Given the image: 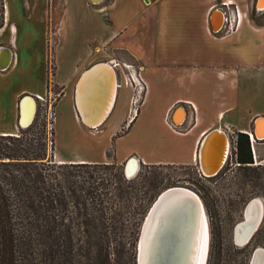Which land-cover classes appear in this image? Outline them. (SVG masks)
I'll list each match as a JSON object with an SVG mask.
<instances>
[{"label": "crops", "instance_id": "1", "mask_svg": "<svg viewBox=\"0 0 264 264\" xmlns=\"http://www.w3.org/2000/svg\"><path fill=\"white\" fill-rule=\"evenodd\" d=\"M254 1L101 0L93 4L90 0H4L0 63L9 65L0 70V76L17 72L29 88L18 89L13 82L0 88V136H14L21 128L18 102L22 95L47 96L50 91L52 97L55 91L48 87L53 86L61 92L56 104L67 90L74 102V88L84 70L115 59L141 69L146 91L140 108L150 112L152 106L156 114L157 101H164L160 113L172 120L179 104L194 106L195 120L185 133L178 134L169 126L175 135L195 134L191 159L184 161L194 163L203 136L211 130L221 131L225 120L235 122L239 93L241 100L264 95V22L248 15ZM226 4L240 8L245 17L234 32L223 35L212 31L211 16L214 11L222 13ZM255 78L263 83L259 92ZM119 84L116 97L125 85ZM73 111L75 127L84 134L87 128ZM211 115V120L205 119ZM259 116L264 111L249 109L242 126L236 121V130L252 135L254 119ZM250 143L254 157L264 150V140L252 135ZM137 159L150 163L144 157ZM260 159L264 162V155ZM93 160L90 156L68 162L97 163Z\"/></svg>", "mask_w": 264, "mask_h": 264}, {"label": "trees", "instance_id": "2", "mask_svg": "<svg viewBox=\"0 0 264 264\" xmlns=\"http://www.w3.org/2000/svg\"><path fill=\"white\" fill-rule=\"evenodd\" d=\"M37 122L20 129L32 133ZM33 142L0 136V264H136L156 180H127L116 164L55 162L33 153ZM234 143L236 161L255 171L249 135Z\"/></svg>", "mask_w": 264, "mask_h": 264}, {"label": "rangeland", "instance_id": "3", "mask_svg": "<svg viewBox=\"0 0 264 264\" xmlns=\"http://www.w3.org/2000/svg\"><path fill=\"white\" fill-rule=\"evenodd\" d=\"M2 9L1 6L0 24L2 22ZM239 11L244 18V12L240 8ZM248 15L254 21L256 19L257 22H264V10L259 13L256 12L254 4L250 5ZM219 33L226 35L223 32ZM114 60L104 62L111 63ZM115 61L117 62V60ZM49 72H53L51 64ZM117 75L118 84L121 81L124 84L118 70ZM12 82L18 89L29 88L28 81L22 77L20 78L17 72L6 74L5 77L0 76V88L5 89ZM253 84L256 92H259L260 85L263 83L261 79L255 78ZM49 90L55 91L56 95L53 94L52 97H48L45 103H36L35 119L38 122L31 130L32 133L27 132L28 129H19L14 135L16 137L20 136L23 141L27 138L33 139V153H44L46 158L51 157L52 160L60 163H63V161H79L81 158L91 156V158L96 159L93 161L99 164H116V166H120L122 172L123 164L131 157H144L150 163L140 161L137 174L132 178L124 176L125 179H133L139 173L145 174L148 180H156L159 195L168 188L182 187L200 196L209 226L207 264H248L254 248H264V215L258 231L245 248L239 249L232 243L233 228L244 219V209L247 202L252 198H259L264 206V162L260 159L264 155V150L259 154L256 150L255 161L253 159V165L250 167L254 168L255 171L247 172L242 169L243 166L239 165L238 167L236 165L234 149V142L237 133H239L236 130V125L242 126L246 119L243 116H246L249 109L264 111V95L255 94V98L251 96L250 99L241 100L239 93V114L235 118V122L227 123V120H225L222 125V130L228 137L231 146L230 160L217 176L207 179L200 176L195 162H184L191 159L195 134L183 137L171 132L169 129L172 122L171 118H163L162 112L160 113L162 106L165 104L164 101H157L159 103V113L156 112V114L153 112L152 106H150V112H148V110L140 108V104L135 105V114L128 122L129 115L132 113L130 102L132 89L125 84L119 90L115 109L107 121L97 129H89L80 121L87 128L86 132L81 134L73 122V110L76 113L74 108L76 104L75 101H72L71 91L67 90V95L62 97L56 104L61 92L53 86H49ZM74 90L76 92V87ZM49 93L50 91L47 95ZM154 101L155 99L152 100V102ZM178 107L184 108L185 106L179 104ZM184 109L187 116L185 123L178 128L180 134L185 133L195 120V117L192 116L193 113L186 107ZM212 117V115L207 116L205 119L209 121ZM130 122L131 124L127 126ZM3 143L8 147L15 146L12 141H4ZM40 143H44V146L42 147ZM102 172L104 174V170ZM145 185L148 186V182ZM142 226L143 223L140 226L134 246L135 258H137L138 241Z\"/></svg>", "mask_w": 264, "mask_h": 264}, {"label": "bare ground", "instance_id": "4", "mask_svg": "<svg viewBox=\"0 0 264 264\" xmlns=\"http://www.w3.org/2000/svg\"><path fill=\"white\" fill-rule=\"evenodd\" d=\"M258 7L264 8V0H259ZM215 15L217 22L220 23L222 16L218 12ZM110 68L112 67L101 64L85 73L78 85L75 104L76 102L78 104L80 120L89 129L102 126L113 112L118 82L116 78L113 81L111 73L108 74V70H114ZM30 103L26 100L23 105L21 119L23 127L28 125L32 119ZM183 118L184 112L177 110L174 115L175 122L181 123ZM255 134L259 139L264 138V120L256 123ZM215 140L223 144L228 141L224 133L218 130L207 137L205 142H216ZM212 148V146H207L205 149L211 151ZM209 153L213 152H207V157L210 156ZM207 157L205 155L201 157L203 167L207 163ZM125 164L128 177H134L139 168L137 157H131ZM169 189H173L167 194L169 197L165 201L161 198L153 208L151 206L144 220L145 223L143 222L137 251L139 264H145L149 255H154L158 264H184L186 260L189 264H205L208 244V222L205 210L200 204L199 210L192 199L184 197V195H190L189 192L184 191V188L171 187L166 190ZM172 198L173 202H170Z\"/></svg>", "mask_w": 264, "mask_h": 264}, {"label": "flooded vegetation", "instance_id": "5", "mask_svg": "<svg viewBox=\"0 0 264 264\" xmlns=\"http://www.w3.org/2000/svg\"><path fill=\"white\" fill-rule=\"evenodd\" d=\"M221 132L223 131L221 130ZM199 146H200V143L197 148L195 163H196L197 169L200 172V176L202 178H207V179L214 178L224 169V167L230 160V154H231L230 143L229 141H227L226 144H223L220 141L204 142L200 152H199ZM207 146L213 147L211 151H207L205 149ZM207 152H213V153L212 154L209 153L210 156L207 157L206 155ZM199 153L200 155H198ZM204 155L208 159L205 167H203L201 164V157H204ZM252 157L255 161V157L254 156ZM235 163L239 167V163L237 161ZM201 170H203L206 175H204ZM185 190L188 191L192 196H194L199 202L200 206L204 208L203 202L199 195L191 192L190 190H187V189ZM263 215H264V206H263L262 201L259 198L250 199L245 205L244 219L238 222L233 228L232 243L235 247L242 249V248H245L250 243L251 239L256 234V232L258 231L261 225ZM207 222H208V219H207ZM208 253H209V226H208V244H207L205 264L208 263L207 261ZM248 264H264V248L263 247L254 248Z\"/></svg>", "mask_w": 264, "mask_h": 264}, {"label": "built area", "instance_id": "6", "mask_svg": "<svg viewBox=\"0 0 264 264\" xmlns=\"http://www.w3.org/2000/svg\"><path fill=\"white\" fill-rule=\"evenodd\" d=\"M3 1L4 0H0V7L2 6V8L5 7ZM223 7L224 10L222 11L223 13L222 22L220 29L217 32L230 34L240 26L243 20V15L242 13H240V11L236 6L226 4ZM256 12H262V11L256 10ZM111 65L114 67L116 74H117V70L121 74V78L124 80V84L128 85L132 89V95L130 97V102L132 105V113L129 115L130 118L129 120H131L136 111V107L134 106L141 104L142 99L144 97V93L146 91V85L144 82V78L141 74V69L133 64H128L119 61L116 62L115 60L111 62ZM118 86H120V84H118ZM48 97L49 98L51 97L50 93L47 96H34L36 103H45ZM182 106L188 107L192 113L195 112L194 106L191 103L182 104ZM169 126L174 132L176 133L179 132L178 128L180 127L175 125L173 122H171ZM249 137H250V141H252V135H249Z\"/></svg>", "mask_w": 264, "mask_h": 264}, {"label": "water", "instance_id": "7", "mask_svg": "<svg viewBox=\"0 0 264 264\" xmlns=\"http://www.w3.org/2000/svg\"><path fill=\"white\" fill-rule=\"evenodd\" d=\"M91 1V3H93V4H97V3H99L101 0H90ZM258 3H259V0H255L254 1V8L256 9V10H258V11H263L264 10V8H262V9H260L259 7H258ZM218 11H214L213 13H212V16H211V23H212V30L214 31V32H217V31H219V29H220V26H221V22L219 23V26H218V22H217V20H216V13H217ZM218 14H220L221 16H222V13H220V12H218ZM215 15V16H214ZM221 21H222V19H221ZM218 27V28H217ZM8 51V50H7ZM101 64H105V65H107V66H110V67H112V68H110V69H114V67L111 65V63H107V62H102V63H97V64H94L93 66H91V67H89L88 69H86L85 70V72L82 74V76L79 78V80L77 81V84H76V97H77V88H78V85L80 84V82H81V79H82V77L84 76V74L85 73H88V72H90L91 70H93L94 68H96V67H98V66H100ZM8 65H9V62H4L3 64H1L0 63V70L2 71V70H6L7 68H8ZM114 71V72H113ZM113 71H107L108 72V74H110L111 73V76H112V78H113V81H114V78H116V80H117V74H116V71H115V69L113 70ZM118 86V85H117ZM26 100H29L31 103V106H30V108H31V110H32V119H31V121L29 122V124L28 125H26L25 127H28L31 123H32V120H33V118H35V114H36V108H37V104H36V100H35V98H34V96H32V95H29V94H24V95H22L21 96V98H20V101H19V125H20V127H22V128H25V127H23V125L21 124V119H22V117H23V105H24V103H25V101ZM76 101H77V99H76ZM75 108H76V111H77V114H78V116H79V113H78V110H79V108H78V104H77V102H76V106H75ZM177 110H182L183 112H184V118H183V121L181 122V123H179V124H177L176 122H175V119H174V115H175V112L177 111ZM185 116H186V112H185V109L183 108V107H178V108H176L175 110H174V113H173V115H172V122L175 124V125H177V126H180V125H182L184 122H185ZM261 120H264V116H259V117H256L255 119H254V122H253V133H252V135L254 136V138L256 139V140H263V139H259L257 136H256V134H255V130H256V123L258 122V121H261ZM83 124L86 126V124L83 122ZM215 131L216 130H211V131H209V133L207 132L204 136H203V138H202V140H201V142H200V146H199V152L201 151V148H202V146H203V144H204V142L206 141V139H207V137H209L211 134H213V133H215ZM225 135V134H224ZM226 136V135H225ZM227 137V136H226ZM227 140L229 141V139H228V137H227ZM199 155H200V153H199ZM199 164V163H198ZM198 166H200V165H198ZM200 169V168H199ZM202 171V173L204 174V175H206L205 173H204V171L203 170H201ZM123 174H124V176L125 177H127V178H130V177H128V175H127V173H126V164H124V167H123ZM208 176V175H207ZM174 189H176V188H174ZM173 189H169V190H166L165 192H163V193H161V195H159L156 199H155V201L153 202V204H152V208L158 203V201L161 199V198H164V201L166 200V198H168L169 196L167 195L170 191H172ZM184 191L185 192H188V191H186L185 189H184ZM188 194V193H187ZM183 196V195H182ZM184 197H187V198H189V199H192V201L195 203V205H196V207L199 209L200 208V206H199V203H198V201H197V199L194 197V196H191V194L190 195H187V196H185L184 195ZM173 200V198L170 200V202ZM173 202V201H172ZM200 210V209H199ZM159 217H160V214H159ZM144 223H145V221H144ZM143 228V227H142ZM141 232H142V230H141ZM141 237V236H140ZM139 243H140V238H139V241H138V246H139ZM136 264H139V257H137L136 258ZM145 264H158V261L155 259V256L153 255H149V258L148 259H146V262H145ZM184 264H189V262L186 260L185 262H184ZM191 264V263H190Z\"/></svg>", "mask_w": 264, "mask_h": 264}]
</instances>
